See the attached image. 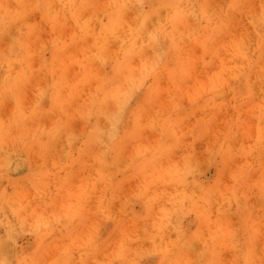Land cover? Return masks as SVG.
<instances>
[{"label":"rangeland","instance_id":"obj_1","mask_svg":"<svg viewBox=\"0 0 264 264\" xmlns=\"http://www.w3.org/2000/svg\"><path fill=\"white\" fill-rule=\"evenodd\" d=\"M227 1L0 0V77L9 79L6 91L0 81V264H264V75L207 85L195 58L174 79L153 80L132 69L136 61L181 67L164 54L187 39H141L135 56L126 39L134 22L154 34L166 13L196 24L201 3L216 15ZM261 1L247 0L232 27L245 47L258 40ZM67 4L92 20L90 33L70 22ZM110 14L121 16L124 39H97ZM13 16L23 20L9 24ZM114 61L127 64L131 82L116 106L107 102L108 119L92 124L79 110ZM84 72L88 85L72 94Z\"/></svg>","mask_w":264,"mask_h":264},{"label":"bare ground","instance_id":"obj_2","mask_svg":"<svg viewBox=\"0 0 264 264\" xmlns=\"http://www.w3.org/2000/svg\"><path fill=\"white\" fill-rule=\"evenodd\" d=\"M105 1L106 0H104V2ZM149 1L152 2V0H149ZM159 1L161 3H163V4L167 3L166 0H159ZM246 2H247V0H230V1L228 0L226 2V4L224 3V6H226V9H224V11H222L223 9L221 7L218 10V13L219 14H216V15H212V13L209 12L206 9L205 5L203 3H201L200 6H198V10H196L194 12V16H195V13H197V16H198V18H199L200 21H198L196 24H192L191 23L190 25H186V24H184V22L182 23L181 21L184 19V17L183 18L181 16L179 17V14L176 11H173V14L172 15H171V13L168 14V15L166 13V17H165L166 18V22L163 25H159L158 26V30L154 34L152 32H148V31L144 30V28H143V26L141 24H139V25L136 24L135 25V22H134L133 23L134 26L128 29V35L125 33L127 35L126 39H129L128 43L134 49V50H130L128 52L132 56H135L136 54L139 55L140 51H142V50H140V49H142L141 44H140L141 43V41H140L141 39H150L148 42H151V44H152V41H153L152 39H156V36H158V35H170V37H172V39H187V40L184 42V44H182V46H176L173 49L172 52L171 51H166L165 54H164V57L165 58H168L169 59L170 57H172V59L174 61H177V63H181L180 64L181 67H166V66L161 67V66H155L151 62H146V60H139L138 59V61H136L138 64L137 65L135 64L136 66H133L132 69H134L137 72H144L146 74L151 75V77H152L153 80L171 79V78L174 79V77H172V76L178 75V73H179V71L181 69L182 70L185 69L183 71L184 73L187 72L188 71V67L187 66L190 65L191 61H195L194 59L196 58L200 62V64L202 65V67H200V70H202L203 68L205 70H207L206 73H208L207 74L208 75V78H210L209 81L207 82V85L208 84L209 85L212 84V85H220V86H222V75L223 74H228V75H231V76L233 75V76L243 77V78H246V79H248V78L250 79L252 77L258 78L259 76H256L255 74L264 75V48H263V46H264V5L262 6V8H260V11H259L260 12L259 13V17H262V18H260L258 21L255 22L256 23L255 24V27H256L255 30H257L256 31V34H257V39H258L257 42L255 43V45L254 44H251V45L245 47V42H247L248 40L246 39V37L244 36L243 33L240 36H237V37H234V38L231 36V34L233 33V32H231L232 31V27L234 25H236V23H235L236 19H238V17L242 14V12L246 11L245 8L243 7V4L244 3H245V6H248V5H246ZM9 4H11V3H9ZM67 5H68V8L67 9H69V10H67L68 11V16L67 17L70 19V22L75 23V24H78L80 33L81 32H83V33H90V31H91L90 23H91L92 20L91 21H89V20L82 21L83 20L82 19L83 17H80V14H79V11L77 10V8L74 7V6H70L69 4H67ZM172 5H174V4L172 3ZM206 5H208V4H206ZM9 6H12V5H9ZM218 7H220V6H218ZM156 8H158V6L155 7L154 9H156ZM64 9H65V7H64ZM166 12H168V11H166ZM89 13H90V11H89ZM81 16H83V15H81ZM126 16H129V15H126ZM31 17H33V16H31ZM27 18H29V16ZM253 18H255V17H253ZM162 19L163 18H161V21H163ZM21 20H23V19H21ZM104 20H105V18H104ZM120 20H121V16L119 14L113 15V16H111V14H110L109 16H107V24L105 26L101 27L102 28L101 38L98 36L97 39H110V38L115 37V36H118L119 37L120 33H122L121 32V30H122V24H121ZM20 21L15 16L9 17V19H8V23L9 24L16 23L18 25V23ZM21 23H24V22H21ZM38 23H41V22H37L36 24H38ZM241 24H242V22H241ZM41 25H43V23ZM71 25H70V27H71ZM95 25H97V24H95ZM246 25H247V23H246ZM55 27H57V26H55ZM20 28H22V27H20ZM39 28H40V26H39ZM44 28H45V26H44ZM56 29L57 28H55V30ZM76 29L77 28L74 29L75 32H76ZM65 30H66V28H65ZM244 30H245V28H244ZM57 32H58V30L56 31V33ZM61 32H63V31H61ZM95 32H94V34H95ZM251 32H252V30H251ZM56 33H54V34L56 35ZM51 36H50V39H51ZM65 36H66V33H65ZM12 37H11V40L13 39ZM61 38H62V36L59 35V34H57L55 36V39H61ZM69 38H71V36ZM86 38L88 39L89 37L87 36ZM119 38L120 39H124L123 37H119ZM77 43H76V46H77ZM82 43H83V41H82ZM12 47H13V45H12ZM12 47L10 46L9 48H11V50L14 51V49H12ZM116 48H117V45H116ZM198 49L200 50V53L198 52ZM19 51H20V49H19ZM160 51H162V50H160ZM37 53H38V51H37ZM46 53H47V51H46ZM40 55H41V53H40ZM48 55H49V53H48ZM220 56L223 57V60L221 59ZM39 57H41V56H39ZM23 59L25 60V58H22V60ZM215 59H220L222 61H220V63L217 64V63L214 62ZM124 60H127V59H124ZM128 60H131V59H128ZM38 61H40V60H37V63H39ZM82 61H83V59H82ZM9 63L11 64L12 62L11 61L10 62L7 61V62L4 63V65L13 73V70H11V66H10ZM133 63H134V61H133ZM15 64L16 63H14V66H15ZM94 64H95V62H94ZM97 64H95V65H97ZM109 65L111 67L112 74L111 75H108L105 79L101 80L99 83L96 81V83H98V84L95 87H92L91 86L94 83L93 81H91L90 87L92 89L89 90L90 92H89V95L87 96L88 97V101H86V103L84 104V107L81 108L82 110H79L81 112L82 118L84 120H88V119H92L93 120L92 124H94V123L99 124L102 120L105 121V120L108 119L107 118V115H105V113H104L105 112V109H106V106H107V102L110 103V104H114L115 103L114 106H116V104L119 102L118 99H119V97L121 95L120 92L122 90H124V88L127 85H129L130 82H131L130 76L129 75H125L128 71H130V70H126V69L124 70L123 65L127 66L126 63H123L122 61H119V62L114 61V62L109 63ZM215 65H216V67H214ZM207 66H208V68H207ZM210 66H213V67H210ZM98 67H100V66H98ZM41 69H43V68H41ZM101 69L102 68H100L99 70H101ZM194 69H195V66H194ZM3 71H5L4 68H3ZM41 71H43V70H41ZM69 71H70V68H69ZM39 72L40 71H38L37 74ZM0 73H3V72H0ZM55 73H56V71H55ZM100 73H102V72L100 71ZM100 73H99V75H100ZM51 74H53V71L51 72ZM89 74H90L89 72H84V74H81V76L78 75V76H76L73 79V82H74L73 87H74V89L72 90V94H75V92H76V90L78 89L79 86H82L84 84H86L85 86L88 85V82L91 79V76ZM34 75H35V73H34ZM44 75H45V73H43V76ZM63 75L65 76L66 74L62 70L61 73L56 77V80L61 81L63 79ZM39 76H41V74H39ZM47 77H49V76L47 75ZM31 78H29V80ZM100 79H102V77ZM0 81H1V87L5 89L4 91H6L7 88H8V86H9V83L7 84V82L9 81V79L7 77L6 78L4 77V78H1ZM48 81L49 80H46L47 83L50 82V81L49 82ZM78 82H79V85H78ZM77 85H78V87H77ZM163 85H164V83H163ZM232 86H235V84H233ZM212 87L213 88H216V86H212ZM49 89L50 88H48V90ZM35 90H37V89H35ZM62 92H64V91H62ZM7 93H8V91H7ZM65 94L69 98L72 97V94L68 93L67 91H65ZM44 97H45V95H44ZM41 98H42V96H41ZM42 100H43V98H42ZM8 102L7 103L10 104L11 101H8ZM61 106L63 107V105H61ZM5 107L7 108V105L6 104H5ZM24 109L25 108H23V110ZM60 109H61V107H60ZM7 110H9V109L7 108ZM7 113H8V111H7ZM54 113H55V110H54ZM73 114L75 115V113H73ZM46 117H47V115L43 119H46ZM49 117H51V116H49ZM34 120H35V118H34ZM140 120L141 119L137 118L136 123H140ZM142 121L143 122L145 121V124H148V123L152 122L153 120H150L149 118H145V120H142ZM48 125H50L49 121H48ZM1 128L2 127L0 126V130H1ZM84 128H86V127L84 126ZM9 131H10V129H9ZM55 131H56V129H55ZM210 131H211V129H210ZM1 132H4V129ZM55 133L56 132H53V135L52 136H55ZM82 134H83V131H82ZM94 134L95 133H92V137L94 136L93 139L96 138L98 136V134H100V132L96 133L95 135ZM52 136L50 135V137H48V138L51 139V140H54L56 137H52ZM209 136H210V134H209ZM228 136H229V134L223 133L221 139H227ZM198 146H200V145H198ZM2 148H3V146H2ZM14 163H16V162L15 161H9L8 160V161H6L5 164L7 165V167L9 169H11V167L13 166ZM26 185H27V183H26ZM119 200H120V198H119ZM225 213H226V211H225ZM225 215H227V214H225ZM228 216H229V213H228ZM235 216H237V215H235ZM227 219H229V218H227ZM222 224H223V222H222ZM259 227H260V225H259ZM103 234H104V232H103ZM163 238H164V236H163ZM263 239L264 238H262V240ZM116 241L114 242L115 244H116ZM110 247H112V246L110 245ZM213 247H215V246L212 245L211 248H213ZM261 247L263 248L264 246H261ZM147 248L149 249V247H147ZM252 249L254 250V248H252ZM185 251H187V250H185V248L178 247L176 249L177 257L181 256L182 254H186ZM226 251H227V249H226ZM222 257H224V256L222 255ZM127 261H129V260H127ZM257 262H258V260H257Z\"/></svg>","mask_w":264,"mask_h":264}]
</instances>
